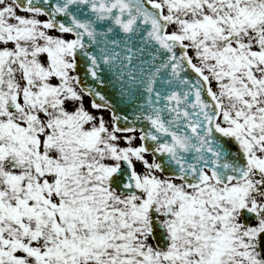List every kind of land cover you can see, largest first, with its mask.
<instances>
[{
    "label": "snow or ice",
    "instance_id": "obj_1",
    "mask_svg": "<svg viewBox=\"0 0 264 264\" xmlns=\"http://www.w3.org/2000/svg\"><path fill=\"white\" fill-rule=\"evenodd\" d=\"M0 264H264V0H0Z\"/></svg>",
    "mask_w": 264,
    "mask_h": 264
}]
</instances>
